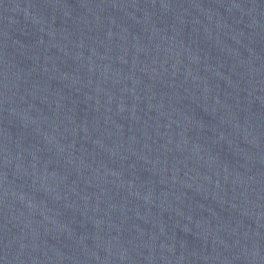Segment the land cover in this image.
Returning a JSON list of instances; mask_svg holds the SVG:
<instances>
[{
    "label": "water",
    "instance_id": "obj_1",
    "mask_svg": "<svg viewBox=\"0 0 264 264\" xmlns=\"http://www.w3.org/2000/svg\"><path fill=\"white\" fill-rule=\"evenodd\" d=\"M0 264H264V0H0Z\"/></svg>",
    "mask_w": 264,
    "mask_h": 264
}]
</instances>
